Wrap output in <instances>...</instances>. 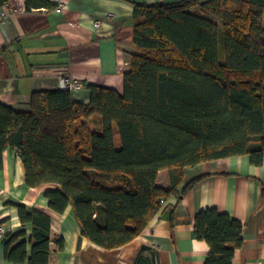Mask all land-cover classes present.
Listing matches in <instances>:
<instances>
[{
  "label": "trees",
  "instance_id": "1",
  "mask_svg": "<svg viewBox=\"0 0 264 264\" xmlns=\"http://www.w3.org/2000/svg\"><path fill=\"white\" fill-rule=\"evenodd\" d=\"M132 4L135 49L122 93L88 86L85 104L71 90L40 91L28 111L0 103V157L17 150L26 185H50L49 207L64 214L72 206L83 237L109 251L144 233L163 201L178 195L187 168L240 156L264 162V0ZM94 115L100 132L88 122ZM162 170L171 173L169 190L157 185ZM11 205L32 235L28 241L23 230L5 242L6 260L50 264L52 217ZM244 230L228 213L201 210L195 233L210 247L205 264H233ZM56 244L64 249L63 238Z\"/></svg>",
  "mask_w": 264,
  "mask_h": 264
},
{
  "label": "crops",
  "instance_id": "2",
  "mask_svg": "<svg viewBox=\"0 0 264 264\" xmlns=\"http://www.w3.org/2000/svg\"><path fill=\"white\" fill-rule=\"evenodd\" d=\"M178 1L50 0L52 7L29 11L26 0H7L0 7V103L28 111L32 94L60 89L62 75L82 81L83 88L72 91L76 102L90 103L88 86L122 93L130 54L135 49L132 3ZM88 122L102 131L101 117L94 115ZM157 185L171 188L170 171L159 173ZM50 188L26 185L17 150L8 149L0 157V225L7 231L0 240V264H15L5 258V242L23 230L28 241L32 235L31 225H22L18 209L11 204L25 205L29 211L38 209L52 217L50 264H205L210 247L197 238L195 219L207 208L228 213L245 226L244 244L233 264H264V162L253 165L249 156L187 168L178 195L166 200L144 233L129 245L111 251L83 237L72 206L64 214L49 207L46 193ZM59 238L64 239L63 250L56 244Z\"/></svg>",
  "mask_w": 264,
  "mask_h": 264
},
{
  "label": "built area",
  "instance_id": "3",
  "mask_svg": "<svg viewBox=\"0 0 264 264\" xmlns=\"http://www.w3.org/2000/svg\"><path fill=\"white\" fill-rule=\"evenodd\" d=\"M100 25L99 22L95 23V26L98 27ZM83 86V83L80 79L73 78L70 75H62L59 79V87L60 89L65 90H79ZM166 205V201H163V206ZM6 229L4 226L0 225V240L3 239L6 235Z\"/></svg>",
  "mask_w": 264,
  "mask_h": 264
},
{
  "label": "rangeland",
  "instance_id": "4",
  "mask_svg": "<svg viewBox=\"0 0 264 264\" xmlns=\"http://www.w3.org/2000/svg\"><path fill=\"white\" fill-rule=\"evenodd\" d=\"M221 28H222V25H221ZM222 31H223V29H222ZM221 60L222 61H224L225 60V58H226V54H225V51H224V47H225V44H224V42H223V40H222V42H221ZM83 88V86L80 88V89H82ZM76 91V90H75ZM92 129L94 130V131H97V129H96V127L95 126H92ZM116 143H117V146L118 147H121V145H122V143H121V139H120V136H119V134L116 136Z\"/></svg>",
  "mask_w": 264,
  "mask_h": 264
},
{
  "label": "water",
  "instance_id": "5",
  "mask_svg": "<svg viewBox=\"0 0 264 264\" xmlns=\"http://www.w3.org/2000/svg\"><path fill=\"white\" fill-rule=\"evenodd\" d=\"M144 248H146V249L150 250V248H149V247H144Z\"/></svg>",
  "mask_w": 264,
  "mask_h": 264
}]
</instances>
